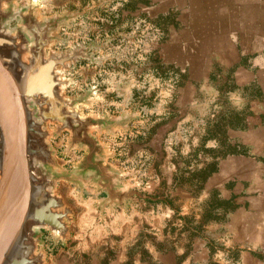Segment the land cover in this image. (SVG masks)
Instances as JSON below:
<instances>
[{
    "label": "rangeland",
    "instance_id": "374dc122",
    "mask_svg": "<svg viewBox=\"0 0 264 264\" xmlns=\"http://www.w3.org/2000/svg\"><path fill=\"white\" fill-rule=\"evenodd\" d=\"M34 1L43 16L81 14L61 30L64 42L57 50L95 41L102 47L90 55L104 58L101 64L112 59L104 66L81 61L66 74L74 79L66 93L81 94L94 86L93 105L86 112L133 115L127 131L103 134L101 141L113 156L109 162L121 172L120 191L147 197L133 196L110 207L101 203L103 189L85 183L81 191L60 182L58 194L75 212L71 231L89 226L95 239L102 237L115 253L122 250V242L136 240L129 254L146 259L154 252V264H224L218 257L222 244L251 235L244 225L252 219L256 199L247 190L244 134L263 123L260 106L254 104L257 91L230 67L215 60L204 66L199 57L186 56L175 11L154 9L151 53L145 24L136 20L135 0L125 5L124 0ZM51 143L59 165L72 171L83 153H63L66 134ZM83 209L91 210L94 220L77 221ZM128 217L136 225L132 231L124 228ZM43 239L48 264H74L70 249L62 252L47 232ZM244 251L239 248L237 257H244ZM108 255L116 256L110 251Z\"/></svg>",
    "mask_w": 264,
    "mask_h": 264
},
{
    "label": "water",
    "instance_id": "95a60500",
    "mask_svg": "<svg viewBox=\"0 0 264 264\" xmlns=\"http://www.w3.org/2000/svg\"><path fill=\"white\" fill-rule=\"evenodd\" d=\"M0 0V264H48L44 232L53 245L71 240L74 209L58 194L60 182L83 190L85 183L103 189L101 203L113 206L136 191H120L121 172L101 135L127 131L133 115H100L90 110L94 86L81 94L66 92L74 79L66 74L81 61L103 63L89 52L91 41L57 50L60 36L79 12L43 16L34 0ZM66 134L64 154L82 152L73 170L62 168L51 140Z\"/></svg>",
    "mask_w": 264,
    "mask_h": 264
},
{
    "label": "crops",
    "instance_id": "0c3cea01",
    "mask_svg": "<svg viewBox=\"0 0 264 264\" xmlns=\"http://www.w3.org/2000/svg\"><path fill=\"white\" fill-rule=\"evenodd\" d=\"M127 3L124 0V5ZM133 8L136 20L141 26L145 24L144 35L150 37L149 52L154 45V9L158 13L175 11L181 18L185 35L181 44L186 56L199 57L204 66L215 60L221 66L230 67L238 79L257 91V100L253 102L260 106L263 123L244 134L247 190L256 199L250 214L252 219L244 228L252 236L248 240L225 242L218 257L224 264H264V0H135ZM107 63L112 64V59L101 65ZM93 69L95 73L96 66ZM97 103L95 98L94 104ZM238 168H235L236 174ZM84 217L94 220L95 216L91 210L83 209L77 221L84 223ZM124 228L136 229L135 222L128 217ZM71 232L69 245L60 249L62 252L70 249L74 264H154V252L146 259L140 253L129 254L128 250L137 245L136 240L122 242V250L115 253L112 244L104 242L102 237L95 239L89 226L81 231L72 227ZM239 248L245 250L244 257H237ZM109 251L116 256L109 257Z\"/></svg>",
    "mask_w": 264,
    "mask_h": 264
}]
</instances>
